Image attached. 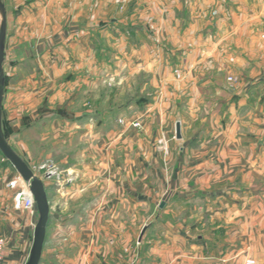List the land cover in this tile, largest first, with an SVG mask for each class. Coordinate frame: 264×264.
<instances>
[{
  "label": "crops",
  "instance_id": "1",
  "mask_svg": "<svg viewBox=\"0 0 264 264\" xmlns=\"http://www.w3.org/2000/svg\"><path fill=\"white\" fill-rule=\"evenodd\" d=\"M0 4L12 74L50 64L54 80L72 79L57 97L95 81L97 64L146 75L141 93L154 87L121 109L140 128L107 121L120 132L89 136L69 179L41 177L51 210L40 264H264V0ZM11 174L0 159V264H26L39 212L14 206Z\"/></svg>",
  "mask_w": 264,
  "mask_h": 264
},
{
  "label": "rangeland",
  "instance_id": "2",
  "mask_svg": "<svg viewBox=\"0 0 264 264\" xmlns=\"http://www.w3.org/2000/svg\"><path fill=\"white\" fill-rule=\"evenodd\" d=\"M208 18L216 20V17ZM4 47L5 105L2 128L8 142L25 158L38 176L45 178L51 174L48 178L52 175L58 176L57 179L61 182L69 179L71 176H67L66 170L74 166L79 156L84 157L83 153L89 147V136L96 133L98 137H102L108 130H117L107 128V121L113 126L117 124L119 128L124 125L126 130L128 126L141 127L140 117L133 120L129 118L131 112L122 113L121 109L127 103H141L150 98L154 87L149 85L141 93V87L147 82L146 75L142 74L137 79L128 76L120 78V75L109 76L97 64L95 81H81L79 89L74 91L68 83L66 88L70 95L61 94L57 97L55 93L60 85L67 84L72 79L67 80L64 77L54 80V68L50 64H39L36 61L27 70L20 71L19 75L12 74L14 61L8 46L5 44ZM176 74L179 78V70H176ZM158 94L164 100L167 99L162 91ZM207 98L218 99L216 96ZM78 117L87 121V124L72 127V119ZM89 121L93 123L91 128L88 126ZM0 159L15 170L1 151ZM15 177L11 174L7 184L16 179Z\"/></svg>",
  "mask_w": 264,
  "mask_h": 264
},
{
  "label": "water",
  "instance_id": "3",
  "mask_svg": "<svg viewBox=\"0 0 264 264\" xmlns=\"http://www.w3.org/2000/svg\"><path fill=\"white\" fill-rule=\"evenodd\" d=\"M2 9V19L0 22V151L4 155L7 161L16 169L18 174L27 182L30 186V191L32 192L34 199L37 204V209L39 212V219L35 226L34 239L30 252V257L26 264H40L42 260V254L44 245L47 238V230L50 223V202L47 192V187L44 180L39 177L34 170L29 166V164L13 149V147L8 142L2 128V114H3V99H4V38L7 32V17L6 12L2 4H0ZM176 137L178 139L182 138L181 134V123L178 122L176 126ZM51 174H48V178ZM146 227H144L140 240L142 239Z\"/></svg>",
  "mask_w": 264,
  "mask_h": 264
},
{
  "label": "built area",
  "instance_id": "4",
  "mask_svg": "<svg viewBox=\"0 0 264 264\" xmlns=\"http://www.w3.org/2000/svg\"><path fill=\"white\" fill-rule=\"evenodd\" d=\"M232 79L233 78L231 77L230 80ZM160 143L162 145L164 144L163 146L164 149H167V142L165 139H161ZM8 185L15 190L14 206L17 209H25L31 212L32 214L38 212L36 201L34 199L32 192L30 191V186L27 182L23 180V178L20 175ZM7 244H8L7 237L5 235L0 234V263L4 259Z\"/></svg>",
  "mask_w": 264,
  "mask_h": 264
}]
</instances>
